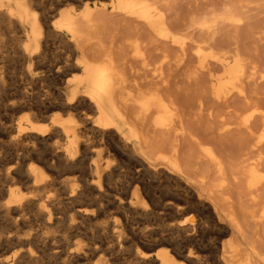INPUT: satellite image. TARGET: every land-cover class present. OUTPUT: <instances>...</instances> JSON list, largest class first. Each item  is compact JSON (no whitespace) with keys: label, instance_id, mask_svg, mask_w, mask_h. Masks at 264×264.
<instances>
[{"label":"bare ground","instance_id":"obj_1","mask_svg":"<svg viewBox=\"0 0 264 264\" xmlns=\"http://www.w3.org/2000/svg\"><path fill=\"white\" fill-rule=\"evenodd\" d=\"M233 3L182 23L170 0H0V264H264L261 109L218 114V130L245 136L227 163L189 117L209 94L244 97L250 64L212 47L243 21ZM166 67L205 74L204 103L172 95Z\"/></svg>","mask_w":264,"mask_h":264},{"label":"rangeland","instance_id":"obj_2","mask_svg":"<svg viewBox=\"0 0 264 264\" xmlns=\"http://www.w3.org/2000/svg\"><path fill=\"white\" fill-rule=\"evenodd\" d=\"M175 1H177V0H175ZM174 0H170V2L171 3H174V5L176 6V3H177V5L178 4H180V5H178V7H181V9L180 8H176V10L178 9L179 11H174L173 13L176 15V16H179L180 14H181V22L182 23H185V20H186V23H188L187 21L189 20L190 21V19L192 18V16L193 17H195V19L196 20H200L201 18H203V17H205L206 18V16H208V14L210 13V15H211V12H213V13H218V14H221V12H220V10L219 11H217L216 9L218 8V9H222L223 10V7H225V5L227 6L228 5V3H229V5L228 6H231V3H233V2H235L236 4H237V1H238V5H241L242 6V9H241V16L243 17V21H242V23L239 25V26H236L235 27V29H234V27L232 28L231 26H227L226 27V25H221V26H219L218 27V29H217V31L215 32V34H214V37H213V43H212V47H213V52L216 54H218L219 55V53H220V51L222 50V49H224V50H222L221 52H224L225 50L226 51H230L231 49H233V47H234V49H235V52H233L232 51V54H239V55H241V58L242 59H244V62L245 61H248L247 63L245 62V64H246V67H247V65L248 64H250V65H248V69H246L245 68V75H244V77H243V79L244 80H246V81H244L243 79H242V85H243V89L244 90H246V91H244V97H245V99H244V97H242L241 98V96H240V98H239V96L237 97V98H239V100H235V98H234V96H237V95H234L235 93L234 92H231L230 93V95H229V97L230 96H232V94L234 95L233 97H231L232 99H230V98H228V102H226V103H222V102H218V101H215L214 100V98H212L211 97V95L209 94V95H207L208 97H210V98H208V99H211L210 101L208 100V99H206L205 97H206V93H207V89L206 88H203L202 86L203 85H205L206 87H207V85H208V83H207V77H206V75L205 74H202V76L203 77H201V79H199V81H198V78H200V76H201V74H199L197 77H196V79H195V81L193 82V81H190L188 78H186L187 77V74H188V72H187V70H188V67H184L183 69H184V71H183V69H182V67H181V69L177 72V74H176V72H174V68L172 69L173 71H171V69L169 68L168 69V67H166V69H168L170 72L167 74L168 75V77H170V78H168V77H165V78H168L167 80H165L164 79V84H163V86H165V88L166 89H171V90H169V92L170 93H172V90H174V88H175V92L176 93H173L172 95H175L176 94V96L178 97V96H180V100H182L183 101V98L184 97H186V95H187V97H186V99L187 98H189L190 97V99H188V103H189V105H191V104H193V109L199 104V101H200V103H204L203 101H205L206 100V103L207 102H209L210 104H213L214 103V106L212 105H210V106H208L209 105V103H207L206 104V106H208V107H210V108H208V107H205V103H204V105L202 104V108L200 109V108H196L195 110H192V108L190 107V108H188L187 110H192L191 112H192V114H191V112H190V116L188 115V112L189 111H187V110H185L186 112H185V114H187L189 117H193V116H195V117H193L196 121L195 122H193L194 124H192V126L193 127H197L198 128V130L197 129H195V130H197V131H195V133H197L198 132V134H199V136L198 137H200L201 139L203 138V137H206V138H208V136L210 137V139L211 140H213V142L215 141L214 139H212L213 138V136L215 137L216 135H215V133L216 134H218L216 137L217 138H215L220 144L222 143L223 144V147L225 148V149H223V147L220 149L219 147H217V145H215V147H214V149H215V151H216V149H217V151H219V152H222V151H226L227 149H229V148H232L233 146L232 145H234V144H232L233 142L235 143V139L237 138V137H241V139H244L245 138V136L243 135V134H241V135H239V134H236V136L234 137V140H233V138H231V137H233L235 134L234 133H232L231 135H229L228 136V134L227 135H225L224 134V132H222V130L220 131V130H218V129H220L219 127L221 126L220 125V123H221V121L222 120H224L226 123H231V124H233V122H232V120H234V118H231V116L233 117L234 115L233 114H235V113H238L239 114V112L238 111H240V109H242V112H244L243 111V106H247V105H251V107L253 106V107H255L254 105H256V108L258 107V109H261V110H259V112H260V114L262 115V116H264V0H178L177 2H175ZM224 3V4H223ZM235 3H233V5L235 4ZM244 4V5H243ZM187 6V7H186ZM223 6V7H222ZM227 6V7H228ZM243 6L245 7V8H243ZM220 7H222V8H220ZM214 8V9H213ZM193 9V10H192ZM212 9V10H211ZM226 9V7L224 8V10ZM189 10V11H188ZM190 10H191V12H190ZM182 11V12H181ZM184 12V13H183ZM188 12H190L191 14H192V12L199 18V19H197L196 18V16L194 15V14H192V16H191V14L189 13V15H188ZM220 12V13H219ZM224 12V11H223ZM222 12V13H223ZM244 12V13H243ZM173 13H171L172 15H173ZM206 13H207V15H206ZM179 14V15H178ZM199 15V16H198ZM205 15V16H204ZM184 16V17H183ZM188 16V18H186ZM203 16V17H202ZM180 17V16H179ZM179 17H178V19H179ZM183 18H185V20H183ZM190 18V19H189ZM204 19V18H203ZM183 20V21H182ZM221 27H222V29H221ZM224 27V28H223ZM216 36V37H215ZM200 37H201V39H204L205 37H202V36H199L198 37V39H200ZM229 37V38H228ZM234 38L233 40L232 39H230V38ZM214 38H216V39H214ZM221 38V39H220ZM223 38V39H222ZM236 38V39H235ZM226 39V40H225ZM222 40V41H221ZM217 41V42H216ZM219 41H221V42H223V43H221V42H219ZM219 42V45L217 46V43ZM225 42L227 43V45L226 46H224L225 45ZM234 43V44H233ZM235 45V46H234ZM206 46V45H205ZM227 46H228V49H227ZM221 47V48H220ZM218 48L220 49V50H218ZM8 51V50H7ZM218 51V52H217ZM225 51V52H226ZM237 51V52H236ZM9 54L10 53V50L8 51V52H5L4 53V55L5 54ZM230 54H231V51L229 52ZM221 54V53H220ZM243 55H244V57H243ZM208 59V60H207ZM210 58H206L205 60H204V63H206V62H208L209 64H210V66H209V64L206 66L207 68H210V70L211 69H213V74L215 75V73H217L216 75L217 76H219V75H221V71L219 70L220 68H218L217 69V65H215L214 64V62H212V60H211V62H210ZM206 61V62H205ZM195 64V63H194ZM207 64V63H206ZM205 64V65H206ZM211 64H213V66L211 65ZM9 65V66H8ZM6 69H5V71H6V78H7V80H8V83H10V81L11 82H13V81H17V79H18V77L16 76L17 75V72H18V70H17V67H16V64H15V66H14V63H9L8 64V62L6 63ZM8 66V67H7ZM11 66H13V67H11ZM170 67H173L172 66V64H170ZM191 67V66H190ZM251 67H253L254 68V70H253V68L251 69ZM13 68H14V70L16 69V71H14L13 70ZM165 69V68H164ZM165 69V70H166ZM187 69V70H186ZM181 71H183V73L182 74H184V76L182 77V75L180 74L181 73ZM204 72H205V70H203ZM212 71V70H211ZM219 71H220V74H218L219 73ZM253 71V75H254V77H253V75L252 74H248V75H246V73H249V72H252ZM12 72H14L13 73V75H12ZM165 72H168L167 70L165 71ZM165 72H164V75H166L165 74ZM263 74V75H262ZM16 77H15V76ZM180 75V76H179ZM215 75V76H216ZM262 75V77H260ZM10 77V78H9ZM247 77H249V78H247ZM182 78H184V79H182ZM261 78V79H260ZM10 80V81H9ZM13 80V81H12ZM185 82H184V81ZM166 82H167V84H166ZM174 82H175V84H174ZM180 82V83H179ZM198 82V83H197ZM17 83V82H16ZM168 83H169V85L170 84H173L172 85V87H169V85H168ZM184 83H186V84H184ZM246 85H245V84ZM184 84V85H183ZM195 84V85H194ZM198 84H200L199 86H198ZM201 84H203V85H201ZM207 84V85H206ZM168 85V87H166ZM180 85V86H179ZM197 86V87H194L193 89H192V86ZM171 86V85H170ZM204 86V87H205ZM209 86V85H208ZM245 86V87H244ZM174 87V88H173ZM182 87V88H181ZM246 87H247V89H246ZM196 88H198V89H196ZM201 88H203V90L205 89V91H203ZM177 89H178V91H177ZM180 90V91H179ZM181 90H183L184 92H185V90H187L186 92H185V94H183V92L181 91ZM173 91V92H174ZM181 94H183V95H181ZM246 92V93H245ZM188 93V94H187ZM191 93H192V96H191ZM196 93V94H195ZM198 93V94H197ZM208 93H209V91H208ZM207 93V94H208ZM185 95V96H184ZM200 96V98H199V96ZM189 96V97H188ZM195 96V97H194ZM183 97V98H182ZM194 99V101H193V103H191L192 102V98ZM203 97V98H202ZM247 97V98H246ZM200 100H199V99ZM202 98V99H201ZM204 98H205V100H204ZM185 98H184V100H186ZM192 99V100H191ZM197 99V100H196ZM247 99V101H245ZM203 100V101H202ZM208 100V101H207ZM213 100V101H212ZM231 101V105H228V104H230L229 102ZM233 100H235L234 101V103H238V104H235V105H233ZM196 101V106H195V104H194V102ZM198 101V102H197ZM215 101V102H214ZM239 101H241V103L239 102ZM255 101V102H254ZM257 101V102H256ZM248 102H250V103H248ZM183 103V102H182ZM184 103H187V101L185 102L184 101ZM183 103V104H184ZM218 103V104H217ZM219 103H221V104H219ZM243 103V104H242ZM185 105V104H184ZM220 105V106H219ZM224 105V106H223ZM227 107H231V109L230 108H227ZM203 106H204V108H203ZM218 106V107H217ZM235 106V108L233 109V107ZM242 106V108H240ZM198 107V106H197ZM213 107V108H212ZM225 107V108H224ZM239 107V108H238ZM261 107V108H260ZM207 108L209 109V110H207ZM220 108H222V109H220ZM226 108L227 109H229L228 111H226ZM238 109V111H236L235 113H233L234 111L233 110H235V109ZM205 111H204V110ZM211 109V110H210ZM214 109V110H213ZM225 109V110H224ZM202 110H203V114L202 113H200V112H202ZM220 110H222L221 112H220ZM233 112H232V111ZM246 111H247V109H245ZM249 110V109H248ZM193 111L195 112V114H196V112L198 113V115L196 116L194 113H193ZM200 111V112H199ZM217 111V112H216ZM224 111H225V113H227V112H232L233 114H231V113H227V114H231V116L230 115H228L227 117H228V119H229V117H230V120H228L227 119V117H226V115L227 114H225L224 113ZM262 111V112H261ZM0 112H1V109H0ZM210 112H211V114H210ZM223 115H221V114ZM202 116H200V115ZM204 114H206V115H204ZM212 114H213V116H212ZM217 114V115H216ZM218 114H220V116H221V118L220 119H222L221 121H220V119L218 118ZM225 114V115H224ZM200 118H202V119H200ZM216 116V118L217 119H219V120H217L216 118L214 119V117ZM219 116V117H220ZM200 119V122H202L201 124L203 125V126H207L208 124V126L211 128V126H212V128L213 129H215V132L213 131V129L211 128V130L210 129H208V127H207V129L209 130V131H203V130H207V129H205V127H203L199 122H198V118ZM193 118H191V120H193L194 121V119ZM204 119H207L208 120V124H206L205 123V120ZM204 120V121H203ZM206 120V121H207ZM227 120H228V122H227ZM213 121V125L211 124V122ZM219 123H218V122ZM200 124V126H195V125H198V123ZM214 122H216L217 124H215ZM196 123V124H195ZM206 124V125H205ZM215 125L218 127V128H216L215 127ZM219 125V126H218ZM199 127H201L200 129H199ZM202 127L204 128L202 131H201V129H202ZM231 128H233V129H231ZM233 130L235 131V130H237V129H235L234 128V126H231L230 127V130L229 131H232L233 132ZM204 133L203 135H201L202 133ZM210 131H211V134H209L210 133ZM221 133H220V132ZM197 134V135H198ZM214 134V135H213ZM224 134V135H223ZM208 135V136H207ZM213 135V136H212ZM219 135H221V142L219 141L220 139V137H219ZM233 135V136H232ZM238 135V136H237ZM226 136V137H225ZM231 136V137H230ZM225 137V138H224ZM205 138V139H206ZM227 138V139H226ZM204 139V138H203ZM219 139V140H218ZM229 139L231 140V142H229ZM237 139H239V138H237ZM225 140H227L228 141V143H227V141H225ZM217 141H215V142H217ZM212 142V143H213ZM214 142V143H215ZM217 142V143H218ZM226 143V144H225ZM212 146H213V144H212ZM230 146V147H229ZM232 146V147H231ZM235 147V146H234ZM233 147V148H234ZM219 148V149H218ZM221 150V151H220ZM1 151V150H0ZM224 151V152H225ZM222 154L224 155L223 157L224 158H227V157H225L226 155L222 152ZM6 158V157H5ZM222 159V161L224 162V163H227L226 162V160L227 161H229L228 160V158L227 159ZM6 163V162H5ZM231 169V172L232 171H234L233 169L234 168H229V169H227V171L229 172V170ZM229 175V177H227V180L230 182V183H232L231 181H232V178H230V177H232L231 176V173L229 174V173H227V176ZM228 182V185H230V186H232L230 183ZM195 191L196 192H199L200 190H197V189H195ZM203 195H205V193L206 192H202V191H200ZM112 197H110V199H111ZM110 202H112V199L110 200ZM114 200H113V203H111V205H110V208H111V210H115V208H116V206H117V204H115V207H113L114 205ZM113 205V206H112ZM113 208H112V207ZM2 230L3 231H7L8 230V227L6 228V226L4 225V226H2ZM86 232L87 233H93V235H95V236H97V235H100V233H96V230L93 228V227H91V228H89V229H87L86 230ZM78 238H81V239H83L82 237H78ZM124 245H126V244H124ZM115 256H119L118 258H116L115 259V261H117L116 262V264H123L122 263V259H123V256L121 255V254H115ZM118 259V260H117ZM121 260V261H120ZM119 262V263H118Z\"/></svg>","mask_w":264,"mask_h":264}]
</instances>
